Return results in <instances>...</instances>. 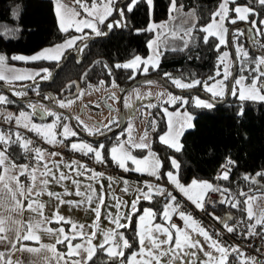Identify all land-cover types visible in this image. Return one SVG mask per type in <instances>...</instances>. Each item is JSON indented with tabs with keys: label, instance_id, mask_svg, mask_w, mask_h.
Instances as JSON below:
<instances>
[{
	"label": "snow or ice",
	"instance_id": "obj_1",
	"mask_svg": "<svg viewBox=\"0 0 264 264\" xmlns=\"http://www.w3.org/2000/svg\"><path fill=\"white\" fill-rule=\"evenodd\" d=\"M55 15L59 31L67 33L73 29L80 33V35L72 36L63 41L61 44L53 45L49 48L42 49L39 53L31 56H12V60L20 61H55L59 66L62 58L68 50H75L78 54L83 53L84 49L88 47L84 41L90 38L89 33L85 29H89L90 33L95 37L107 36L113 29L129 28L127 13H132L135 8L141 4L147 6L149 14V23L146 28L135 29L137 35L148 32L155 33L153 39L148 40L147 47L153 50V55L147 59L139 55H135L130 61L123 64H116L117 69L123 68L125 70L132 69L133 75L129 77L134 79L137 72L146 75L151 68L153 71L158 67V58L162 55L161 44H166L169 38L180 39L183 47L172 48V51H184L194 39L193 33L199 31L204 33L202 39L205 44L210 43V38H215L218 43L214 45V50L219 54L214 75H210L207 80L201 81L192 79L190 82H184L180 78L172 77L171 74L165 73V77L171 83L182 90H190L198 86H203L206 93L210 94V100H204L198 96L192 97L191 103L193 107L212 110L216 107L217 101H223L228 95H231L235 100L239 101L237 111L235 113L239 121L245 115V106L248 102L264 104V54L257 55L255 58H250L248 51L242 45L236 44V40L232 41L236 46V60L241 61V72L249 73L248 76L241 75L238 78L233 76L232 63L228 52H220L221 46L228 45L229 29L227 24H236L238 21H245L251 24L249 32L254 33L255 36L264 37V20H249L252 15H257L256 11L248 5H240L237 0H219L216 10L211 12L209 22L198 27V17L196 10L192 9L187 13H183L184 6L178 5L177 0H170L168 9V21L156 24L152 19L154 10V0H125L123 6L118 3V0H74L79 9L85 14L81 17V11L75 8H69L61 3V0H54ZM255 3L264 8V0H253ZM234 5V7H231ZM126 9V11H125ZM235 13L234 16L230 13ZM117 18L109 21L113 15ZM183 15L181 20V27L178 29L175 26L170 27L169 22H173L178 16ZM13 18H18V13L13 14ZM107 22V23H106ZM189 25L188 27H183ZM103 26V27H101ZM106 29V30H105ZM232 36L238 38L244 32L241 29L232 30ZM253 42L255 43V38ZM81 42V43H78ZM264 47V43H261ZM6 57L0 55V67L5 65ZM77 63L80 60L77 59ZM251 65L249 67L248 65ZM142 66V67H141ZM111 75L112 69L108 65H104ZM39 77L40 80L47 81L51 78V72L47 68L41 69L39 72H16L10 71L9 75L0 72V81L11 83L12 81L33 80ZM219 77V79H217ZM230 78L234 81L229 83ZM250 79V83L248 80ZM146 84H151L153 81H144ZM103 84V81H101ZM113 86L115 82L113 81ZM26 87V86H25ZM38 88V85L36 86ZM13 95L21 97L26 95L23 91H15ZM39 95V92H37ZM160 99V97H157ZM45 99L53 100L52 97H45ZM110 99L116 100L113 94ZM137 99H140L138 96ZM7 96L0 95V104L13 103ZM187 98L181 96H174L168 93L167 99L164 103L169 105L178 104L176 112L170 113L167 108H163V112L167 116V131L159 136V142L167 146L169 149L179 153L182 151L184 145L181 143V137L188 129L195 127L193 120L194 116L187 110L181 111L185 105L189 104ZM54 103L60 108H64L66 104H71V100H54ZM157 105L148 104V108L156 107ZM33 112L36 111L35 106H31ZM126 108L133 106L125 101ZM43 116H54L56 119L52 124L36 125L30 121L29 114L20 112L16 117L18 126H23L29 131L40 135L45 142L56 144L58 141L55 132L53 131L60 116L52 110L41 106ZM150 116L151 113H148ZM8 119H12L11 116ZM82 123V122H80ZM116 123L115 118L109 121L105 128ZM149 126L152 131L156 129V120L150 119ZM132 125L129 124L131 130ZM85 130L92 134H102L99 128L95 130ZM110 130V129H109ZM60 136L67 139L69 136H76L77 133L70 128L68 124L63 125V132ZM15 136V139H13ZM148 132L145 131L144 136L140 137V142H134L131 135L128 141H122L117 137V143L107 150L110 159L124 171H134L140 174H147L155 177L157 180L162 178L161 159L151 150V144L147 142ZM18 145L25 155L31 154L30 159L34 161L33 164H17L12 161L8 155L9 150ZM31 140L25 139L19 132L14 134H6L0 132V245L4 246V250L0 251V264H24L22 260H13V255L16 252L31 253L35 257L32 264H90L98 252L102 251L109 264H228V257L230 253H236L240 258V264H257L254 257H244V253L238 247H233L231 250L225 247L221 241L213 239L209 232L203 228L193 219L192 216L183 211H179V204L176 203V196L171 192H165V189L159 185H152L145 182L144 189H137L138 195L131 203V211L122 213L120 211L122 204L118 198L116 199L115 208L116 214L113 216L111 212L106 217L114 228L104 231L102 233L103 239L99 245L93 243L97 236V222L100 219V209L105 205V192L103 185L99 194L91 184L87 185L84 191H81V181L72 179L70 175L60 170L59 163L47 160L44 151L39 148L33 149L30 147ZM71 148L74 151H82L84 155L92 154L98 163L105 162V145L100 144L98 147H93L87 143L80 142L72 143ZM130 149H147L148 154L143 158H137L131 154ZM52 157L58 153H50ZM168 160L171 166L175 169L163 173L167 176L168 182L174 185L184 197L187 198L197 209L203 210L209 193L219 192L223 197L220 203H228L231 207H239V201L233 202L230 196H224V193L229 192L227 188H221L209 181H198L193 179L190 184L185 186L178 178L180 164L178 161L169 156ZM130 161L133 167H128L127 162ZM235 161L231 157H227L224 164H222L221 171L217 175V180H228L231 168L235 166ZM51 165V166H50ZM71 171H74L77 176H83L87 172L91 175L87 178L89 180H96L103 173H97L88 169L85 165L77 161H72L66 165ZM59 173V175H57ZM264 176V171L257 172L255 176L245 175V180H250L256 183L257 177ZM21 177H27L30 181L25 184L21 181ZM64 180H72L76 187L75 195L84 197L81 201H66L62 198V194L48 190V185L55 181L60 184ZM124 192L128 191V182L124 181ZM111 188V184H109ZM145 189H147L145 191ZM68 190L65 188L63 195H68ZM42 195H47L50 198H55L59 204H73L80 207L85 201L91 205L94 198L98 201L97 207L92 209L95 212L96 221L93 222L92 231L85 232L84 225H78L70 220H66L60 216L58 212L49 218L44 215L45 203L40 200ZM241 196H246L243 191ZM154 196H164L166 203L164 210L160 214L163 223H155L156 213L153 209L145 208L142 214H139L138 204L141 200L152 202ZM256 197L247 196L243 201L246 206L247 219L254 221L248 224L247 234L245 238L252 235H264V232L257 233L256 228L260 226L264 228V212L259 217H256L252 204ZM27 201V204H25ZM27 210L37 214L39 219L34 222L23 223L19 217ZM178 214L180 219L184 221V227H179L172 222V215ZM136 217L135 240L130 241L120 229H126ZM217 221L223 224L228 233L235 232V226H229L226 220L219 217H214ZM231 219V217L229 218ZM126 221V223H122ZM67 223L70 229L66 231L64 227L52 228L48 225L52 223ZM41 233H46L55 238V243L46 245L40 243ZM219 235V233H217ZM202 237V239H201ZM78 240L79 242L73 243ZM31 241L39 244V247H32L24 242ZM138 244V248L131 251L129 255H125V250L133 249V245ZM57 245H64L67 248L66 252H61L57 249ZM207 245V250L205 249ZM201 254L203 258L201 257ZM218 254V255H217Z\"/></svg>",
	"mask_w": 264,
	"mask_h": 264
},
{
	"label": "trees",
	"instance_id": "obj_2",
	"mask_svg": "<svg viewBox=\"0 0 264 264\" xmlns=\"http://www.w3.org/2000/svg\"><path fill=\"white\" fill-rule=\"evenodd\" d=\"M65 1L72 4L76 10L82 12L78 5L74 3V0ZM88 3L91 4V0H88ZM124 3L119 2L121 6ZM169 3L170 0H154V10L151 19L155 23L166 21L169 18ZM177 3L184 6L183 12H188L192 9L196 10L198 27H200L209 22L210 14L216 10L219 0H177ZM237 3L248 5L256 11L257 15L250 16L249 20H257L258 22L264 20V8L259 3H255L253 0H237ZM231 7H234V5ZM14 13H18L17 19L13 18ZM126 15L129 28L113 29L107 36L102 37H95L90 34V38L83 42L88 45L83 53L78 54L74 49L68 50L59 66H57L56 62L23 63L12 60L11 57L33 55L45 47L62 43L69 37L74 36V32L62 33L59 31L51 0H0V55L6 57L5 63L33 68L45 67L51 72V78L47 81L35 80L32 82L7 84L0 82V84L8 88L12 95L15 91L26 93V95L21 97L13 95L16 98L34 96L54 104V100L67 99L66 96L74 91V86L66 88L71 82H78L82 90L87 87L98 86L101 81H103V84L114 81L121 92L133 81L143 77H159L174 88L171 81L165 77V73L171 74L172 77L180 78L184 82H190L192 79L205 81L210 75L215 74L217 58L220 53L214 50V45L218 43V40L210 38V43L205 44L202 39L204 33L196 31L194 32L195 40L187 49L184 51L165 50L159 56L158 67L155 71L150 68L146 75L137 72L135 78L130 79L129 77L133 75L132 69H117L115 65L128 62L135 55L145 58L148 55L147 42L152 38V33L144 32L139 35L135 33V29L146 28L149 23V14L145 4L135 8L132 13L126 12ZM230 15L234 16L235 13H230ZM114 16L116 15L114 14L112 17ZM235 25H247V37L250 45L255 50L264 52V47L257 49L250 39V37H254V33L249 32V29H251L250 23L245 21H238L236 24L226 23V27L229 30ZM241 30L243 31V29ZM231 38L232 41L235 39L236 44L242 45L248 51L250 58L254 59L257 56L247 48L243 35L236 38L231 34ZM254 38L258 45L264 43V37L255 36ZM233 47L236 53L235 44H233ZM220 52H228L231 58L230 62L233 65L229 39L228 45L221 46ZM77 59L80 60V63L76 62ZM237 62L235 77L238 75L248 76L249 73L241 72V61L237 60ZM104 65H108L112 69L111 75H109L108 69ZM248 66L251 67L250 64ZM248 82L250 83V79ZM37 85L38 88L36 87ZM193 89L201 91L210 97V94L204 91L202 85ZM37 92H39V95H37ZM0 95H5L10 101H14L13 103L0 104V110L11 112L14 115L22 111H30L28 105L33 103L46 107L35 100L18 102L2 91H0ZM194 96L196 95L187 94L182 96L190 101L189 104L184 106V109L194 116L193 123L195 127L186 131L181 137V143L184 147L179 153L159 142V136L165 132L166 124L161 112L157 111L158 108L152 110L151 119L156 120V129L152 135L151 150L161 159L163 165L160 170L162 177L164 176L163 173L168 171L175 173V169L172 168L171 162L168 160L169 156L174 157L180 164L178 178L182 184L188 185L193 179L209 181L221 188H227L231 200L240 202L237 208L231 207L228 203L223 207H207L205 210L208 216L219 217L222 220H226L228 224L236 219H242L249 223L246 217V206L243 201L247 199V196L264 192V176L257 177L256 183L244 179L246 174L255 176L257 172L264 171V104L248 102L245 106V115L238 121L235 113L239 101L235 100L234 97L230 96L226 103L216 104L214 109L207 110L193 107L191 100ZM45 97H52L53 100L45 99ZM178 106L176 104L174 108ZM52 111L60 116V122L63 121L64 124H68L72 129L67 116L54 110ZM33 119L39 120V116H33ZM55 119L54 116H45L43 121L53 123ZM75 124L82 130L76 121ZM117 126L118 121L112 125V129ZM123 128L119 133L123 131ZM105 132L107 131H102V133ZM119 133L98 142L78 134L74 137H68L66 141L68 143L76 140L85 141L94 147L104 144L106 154L107 150L113 144H116ZM95 135L99 134H93V136ZM56 137L57 139L59 138L58 126H56ZM13 139H15V136H13ZM140 153L145 152L142 151ZM8 155L17 164H23L25 161L23 150L18 145L13 146L9 150ZM229 156L236 162L229 174V179L217 180L218 170ZM241 191L246 193V196H241ZM163 201L164 196H154L151 203L140 201L137 215L143 209L150 208L157 214L155 220H160ZM188 209L192 216L195 217V211ZM230 217L231 219H229ZM257 228L260 229L261 227L258 226ZM135 230V216L128 228L120 229L130 241L135 240ZM136 248H138V244L134 243L133 249L125 250V255H129ZM90 264H109V262L105 254L100 251Z\"/></svg>",
	"mask_w": 264,
	"mask_h": 264
},
{
	"label": "crops",
	"instance_id": "obj_3",
	"mask_svg": "<svg viewBox=\"0 0 264 264\" xmlns=\"http://www.w3.org/2000/svg\"><path fill=\"white\" fill-rule=\"evenodd\" d=\"M51 1L53 2L54 12H55V2H54V0H51ZM61 3L64 4L65 6L69 7V8H74V6H72V4L68 3L65 0H61ZM81 17H82V15H81ZM180 18H183V16H180ZM56 20H57V18H56ZM241 22H244V21H241ZM101 27H103V26H101ZM69 31H73L74 36L80 35V33H77L74 30V28L70 29ZM85 32H88L89 35L91 34L89 29H85ZM46 48H48V47H46ZM43 49H45V48H43ZM41 50H39L37 53H39ZM37 53H35V54H37ZM35 54H33V55H35ZM33 55H29L28 57H31ZM19 56H25V55H19ZM25 57H27V56H25ZM17 61L23 62V63H35V62H43V61L44 62H55V61H48V60L28 61V62L20 61V60H17ZM43 68H45V67L33 68V67H29V66H16V65H10V64L5 63V65L3 67H0V72H3L5 75H9L11 70H14L16 72H39ZM36 80H40L39 77H37ZM32 81L33 80L12 81L11 83H23V82H32ZM0 82L7 84L5 81H0ZM179 107L180 106H178L176 108H171V106H167V109L168 110L175 109L174 112H176L177 108H179ZM184 110H186V109H184V108L181 109V111H184ZM168 112H170V111H168ZM161 114L165 120V124H166L165 132H166L167 131V116L165 115V113L163 111L161 112ZM9 116L12 117V119H9V120H14V122L16 123L14 114H12V113L7 114L3 110H0V118L8 119ZM42 117L44 118L45 116H42V114H41V116H39V118H42ZM38 121H41V122L40 123L39 122H32V124H36V125L52 124V123H46L40 119ZM16 125H17V123H16ZM18 127L22 130L29 131L25 127L24 128L21 126H18ZM53 131L56 134V126H55ZM187 131H189V130H187ZM30 132L36 134L33 131H30ZM38 136H40V135H38ZM117 137H119L120 140H122L124 138V135L122 133H119L117 135ZM80 142L87 143L85 141H79V140H76L72 143L79 144ZM72 143H68L65 139L64 140L65 147L60 148V151L58 152V155H60V161L57 160L56 162L59 163L60 170L65 172L67 175H70L72 177V179L80 180L81 181V191H84L85 188L87 187V185L91 184L92 187L96 189L97 194H99V192L101 190V185H103V190L105 192V205H104V207H102L100 209L101 215H100L99 221L97 222V224H98L97 236H96L95 240L93 241L94 244L99 245L103 239L102 233L104 231H107V230L114 228V225L111 224L109 222V220L106 218L108 216L109 212H111L113 214V216L116 214V208L114 206L116 203V199H114V197L118 198L121 201L122 207H121L120 211L122 213H128L131 211L132 201L135 200L137 195H138L137 189H144L145 188V182L151 183L154 186L159 185V186L163 187L165 189L166 193L171 192L174 196L179 198L185 204V206L187 208H190V209L195 210V211L200 210V209H197L194 204H192L190 201H188L187 198L184 197L177 189H175L174 185H172L171 183L168 182L166 175H164L161 179L157 180L155 177L149 176L147 174H140V173H137L134 171H124L123 169L119 168L118 165L110 159V156H108L107 152L105 154V162L104 163H98V162H96V160L94 159V156L92 154L84 155L82 151L72 150V148H71ZM49 144H51V143H49ZM87 144H89V143H87ZM89 145H91V144H89ZM114 145L115 144H113L111 147H113ZM111 147L109 149H111ZM42 150L44 151L45 158L47 160H51L53 158L50 155V153L48 152L51 149H42ZM63 152L76 153V154L80 155L81 157L87 159L92 164V166H86L84 163H82L76 159H66L62 155ZM139 155L145 156L146 153L141 154L139 152L137 154V157H139ZM72 161H77L80 164L85 165L88 169H91L97 173H103V175L99 177L98 182L96 180H89L87 178L88 176L91 175V172H87L83 176H77L74 171H71L68 167H66V165L70 164ZM24 163H25V161H24ZM127 165H128V167H133V165H131L130 161L127 162ZM113 170H115V173L112 172ZM219 173H220V171L218 170L217 175ZM57 175H59V173H57ZM125 180L128 182V191L127 192L123 191V188L125 187V185H124ZM21 181L25 184L30 182L27 177H21ZM109 184H111V188H109ZM185 186H187V185H185ZM65 188L68 190V193H69L68 195H63ZM48 190L62 194V198L66 201L76 202V201H81L84 199V197L77 196L74 194L76 191V187L72 183V180H64L60 184L53 181L52 183H50L48 185ZM146 190L147 189H145V191ZM212 194L213 193L208 194L206 201L211 200ZM40 200L45 203L44 215L46 217L51 218V217H53L54 213L58 212L59 215L64 217L66 220H70V221H72L78 225H81V224L84 225L85 226V228H84L85 232H91L93 230L92 225H93V222L96 221V216H95V212L92 211V209H95L97 207V203H98V201L95 198H94L93 203L91 205H89L85 201L80 207H76L73 204H68V203L61 205V204H59V202L55 198H50L47 195H42L40 197ZM164 200H166L165 197H164ZM141 201H144V200H141ZM25 204H27V201H25ZM205 205H206V203H205ZM143 210L141 211L140 214L143 213ZM163 210H164V204L162 207V212H163ZM186 214L192 216V214L190 212H188ZM192 217L195 220L194 216H192ZM19 219H21V221L23 223L27 224L28 222H34V220L39 219V217L37 216L36 213L25 210L22 213V215L19 217ZM159 219L160 220H158V221L155 220L154 222L155 223H163L161 217H159ZM172 222L176 223L181 228L184 227V221L180 219L178 214L172 215ZM122 223H126V221H122ZM48 226H50L54 229L59 228V227H64V229L66 231H68L70 229V225L67 223H64V222H61L59 224L52 223L51 225H48ZM40 235H41L40 243H43L46 245H50V244L55 243L54 237H52L46 233H41ZM201 239H202V237H201ZM77 242H79V241L78 240L73 241V243H77ZM24 243L28 244L29 246H32V247H39V244L33 243L31 241H27ZM57 249L61 252L67 251V248L64 245H57ZM205 249L207 250V245H205ZM3 250H4V246L0 245V251H3ZM201 257L203 258L202 254H201ZM16 259L22 260L24 262V264H32V261L35 259V257L31 253L16 252L13 255V260H16ZM53 264H55V261H53Z\"/></svg>",
	"mask_w": 264,
	"mask_h": 264
},
{
	"label": "rangeland",
	"instance_id": "obj_4",
	"mask_svg": "<svg viewBox=\"0 0 264 264\" xmlns=\"http://www.w3.org/2000/svg\"><path fill=\"white\" fill-rule=\"evenodd\" d=\"M119 2L124 3L125 0H118V3ZM184 13H187V12H184ZM81 15L82 17L85 15L83 11L81 12ZM180 16H183V15L181 14ZM180 16H178L175 21L169 22V26L170 27L175 26L176 28L179 29L181 27V20L184 19V17L180 18ZM116 18L117 16L110 17L109 21L114 20ZM168 19L166 21H168ZM161 23L162 22L156 23V24H161ZM188 26L189 25H184L183 27H188ZM155 36L156 34L152 33L151 39H153ZM193 36H194V33H193ZM250 39L252 43L255 44V47L257 49H261V46L257 44L258 42L256 40H255L256 41L255 43L253 42V37H250ZM194 40H195V37L190 42V45L194 42ZM180 47H183V43L180 39L169 38L166 44H161V51L163 53L165 50H171L172 48H180ZM151 55H153V50H149L148 48V55L145 57V59H147ZM156 59L159 61V57ZM239 76L241 75H238L237 78ZM149 81H153V83L146 84L143 82L131 88L128 92H126L123 98V111H124L125 124H124L123 131L121 132L124 135V138L122 139V141H128L129 135H131L134 142H140V137L144 136L145 131H147L148 132L147 142L151 144L153 131L151 130L149 126V120L151 119V116H152V110L155 108H158L157 111L162 112L163 111L162 109L167 108V106H171V108H174L175 105H169V104L164 103V101L167 99L168 93H171L174 96H181L169 90L168 88H166L165 86H163L161 83H159L156 80H149ZM174 90L178 92L187 91V90L179 89L175 86H174ZM113 94L117 98L116 100L110 99V97ZM120 94L121 92L119 91V88L117 87V85L115 84V86H113V82L111 81L108 84H100L95 87L84 88L81 90L80 94L76 98L61 99L65 101L67 100L72 101L71 104H66L64 108L58 107L56 103L54 104L57 105V107L60 108L61 110L69 113L72 116L73 120H75L78 123V125L81 127L82 131L85 134L90 135L89 132L85 130V127H87L88 129H92V130L99 128L101 132L102 131L110 132L111 130H113L112 129L113 124L109 125V128H105L104 126L108 125L109 121L112 120L113 118H115V120L118 121ZM138 96L140 97V99H137ZM157 97H160V99H158ZM198 97L201 98L200 96ZM125 101H127V103L131 104L133 107L126 108ZM150 103L153 105H157V106L148 108L147 105ZM31 106L36 107L35 112H33V108ZM28 107H30V111L28 112L25 111V113L29 114L31 123L32 122L40 123L41 121L33 119V116L38 115L39 111L37 109H41V106L35 105L33 103V104L28 105ZM174 110L175 109H171L168 111H170V113H174ZM4 112H6L7 114L11 113L8 111H4ZM148 113H151V115L149 116ZM19 114L20 113L15 115V120H16V117L19 116ZM129 124L132 125L131 130L129 129ZM63 125H64L63 121L62 122L58 121L56 124V126H58L59 128V134L63 132ZM21 127L23 126L21 125ZM102 134H99V135H102ZM99 135H96V136H99ZM36 136L39 137L40 139H43L38 135ZM64 140L65 138L59 135L58 141H62V142L56 143L54 145L52 144L53 146L51 145V150L48 152L58 153L60 151V148L65 147ZM130 151H131V154L136 157H137V154L142 151H144L146 155L148 154L147 149H143V150L130 149ZM143 157L144 156L139 155V157L137 158H143ZM51 160L55 162L57 160L60 161V155L54 156ZM251 196L256 197V199L254 200L252 204V208H253V211L256 217H259L261 213L264 212V192L256 194V195H251ZM246 217H247V212H246ZM247 221L249 220L247 219ZM249 223H254V221H249Z\"/></svg>",
	"mask_w": 264,
	"mask_h": 264
},
{
	"label": "built area",
	"instance_id": "obj_5",
	"mask_svg": "<svg viewBox=\"0 0 264 264\" xmlns=\"http://www.w3.org/2000/svg\"><path fill=\"white\" fill-rule=\"evenodd\" d=\"M0 132L6 134L19 132L25 139L31 140L30 147H32L33 149H51V144L45 142L44 139L38 138L34 133L30 131L20 129L16 125L14 120L0 118ZM23 154L25 156L24 164L34 163V161L30 159L31 154H28L27 156L24 152ZM62 155L66 159H76L84 163L86 166H92V164L87 159L81 157L76 153L63 152ZM233 167L231 168V170H233ZM219 171H221V167ZM112 172L115 173V170H113ZM224 196H229L228 192L224 193ZM222 198L223 197L221 196V193H213L211 195V200H207L203 210H194L196 213V216L194 217L195 220L209 232L213 239L221 241V243L225 247L229 248V250H231V248L233 247H238L240 251L244 253V257H254L257 261V264H264V235H252L245 238L248 230L247 226L249 223L245 222L242 219H236L232 223H230L229 226H235L236 230L233 233H228L219 221L214 219V217H210L206 214L205 209L207 207L226 206L227 203H220V200ZM165 203L166 200L163 201V204ZM176 203L179 204L180 211H183L185 213L189 212V209L179 198L176 199ZM256 232H264V228H256ZM217 233H219V235H217ZM228 264H240V258H238L236 253H230L228 257Z\"/></svg>",
	"mask_w": 264,
	"mask_h": 264
},
{
	"label": "water",
	"instance_id": "obj_6",
	"mask_svg": "<svg viewBox=\"0 0 264 264\" xmlns=\"http://www.w3.org/2000/svg\"><path fill=\"white\" fill-rule=\"evenodd\" d=\"M239 28H242L243 29V40L245 42V45L247 46V48L253 52L254 54L256 55H261V54H264V52H259L257 50H255L249 43L248 41V37H247V30H248V26L247 25H235L233 28H231L229 30V35H228V39H229V48H230V52H231V56H232V60H233V67H232V73H233V76L235 77L236 76V71H237V65H238V62L236 60V53H235V50H234V47H233V43H232V38H231V33H232V30H235V29H239ZM149 80H156L158 81L159 83H161L163 86H165L166 88H168L169 90L181 95V96H184V95H187V94H195L197 96H200L201 98H203L204 100H210L211 98L209 96H207L206 94H204L203 92L201 91H198V90H194V89H190V90H187V91H181V92H178L176 90H174V88H172L170 85H168L167 83H165L161 78L159 77H143V78H139L135 81H133L131 84H129L128 86H126L122 91H121V94L119 96V121H118V126L116 128H114L113 130H111L110 132H107V133H104L102 135H99V136H90L88 134H85L83 131H81L74 123V120L72 118V116L59 109L58 107L50 104L49 102L41 99V98H38V97H34V96H25V97H22V98H16L14 97L8 88H6L5 86L1 85L0 84V91H2L3 93H5L6 95L14 98L16 101L18 102H25V101H29V100H35L43 105H46L54 110H56L57 112L61 113V114H64L65 116H67V118L69 119L70 121V124H71V127L73 128V130L80 136H83V137H86L92 141H95V142H98V141H101V140H104L108 137H110L111 135H114L118 132H120L122 130V128L124 127V124H125V119H124V111H123V98L126 94V92H128L131 88L143 83L144 81H149ZM234 81L230 78V81L229 83H233ZM69 86H74V91L70 94H68L66 96L67 99H73V98H76L80 92H81V85L78 83V82H71L70 84H68L66 86V88H68ZM231 95H228L225 100L223 101H220V102H217L216 104H220V103H226L229 98H230ZM43 116V115H42ZM40 120H43L44 118H39ZM221 224V223H220ZM223 225V224H221Z\"/></svg>",
	"mask_w": 264,
	"mask_h": 264
},
{
	"label": "flooded vegetation",
	"instance_id": "obj_7",
	"mask_svg": "<svg viewBox=\"0 0 264 264\" xmlns=\"http://www.w3.org/2000/svg\"><path fill=\"white\" fill-rule=\"evenodd\" d=\"M242 29V28H241ZM50 103V102H49ZM50 104H52V105H54V106H56L57 107V105H55V104H53V103H50ZM44 106H46V105H44ZM46 107H48V106H46ZM48 108H50V107H48ZM50 109H52V108H50ZM60 109V108H59ZM39 112H38V116H41V114H42V112L40 111L41 109H37ZM52 110H54V109H52ZM54 111H56V110H54ZM57 112V111H56ZM119 121V120H118ZM70 122V121H69ZM74 123H75V120H74ZM71 125V124H70ZM76 125V124H75ZM116 128V127H115ZM73 129V128H72ZM82 131V130H81ZM91 136V135H90Z\"/></svg>",
	"mask_w": 264,
	"mask_h": 264
}]
</instances>
